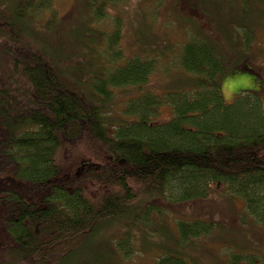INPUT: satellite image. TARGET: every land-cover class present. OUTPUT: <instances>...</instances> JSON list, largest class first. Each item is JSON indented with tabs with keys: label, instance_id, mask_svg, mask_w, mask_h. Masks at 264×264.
Returning a JSON list of instances; mask_svg holds the SVG:
<instances>
[{
	"label": "trees",
	"instance_id": "16d2710c",
	"mask_svg": "<svg viewBox=\"0 0 264 264\" xmlns=\"http://www.w3.org/2000/svg\"><path fill=\"white\" fill-rule=\"evenodd\" d=\"M117 1L77 0L64 16L69 23L55 25L52 0H0L8 63L0 71V264H58L91 238L95 252L110 257L105 264L148 246L156 249L148 264H199L204 253L190 251L198 239L217 247L212 264H263L264 239L253 250L238 245L251 243L248 234L237 240L235 233L264 231L260 92L240 87L226 103L223 91L232 71L264 82V43L251 50L256 31L264 41V16L250 20L251 31L233 26L231 51L215 32L195 31L178 52L175 81L150 90L154 58L138 53L118 63V20L103 45L102 32L94 38L95 24ZM68 27L89 31L78 33L73 49L57 41ZM143 42L141 50L156 52ZM125 88L133 94L115 99ZM164 106L171 115L161 120ZM213 194L243 201L237 229L175 213L209 204ZM159 232L174 247L161 245ZM221 248L229 250L224 257Z\"/></svg>",
	"mask_w": 264,
	"mask_h": 264
},
{
	"label": "rangeland",
	"instance_id": "374dc122",
	"mask_svg": "<svg viewBox=\"0 0 264 264\" xmlns=\"http://www.w3.org/2000/svg\"><path fill=\"white\" fill-rule=\"evenodd\" d=\"M76 1L77 0H52L50 7L51 10L56 13L57 17L54 18L53 21L55 25H62L64 23L67 25L69 23V18H65L64 16L69 12ZM186 1L188 5H186L183 0H118L117 5H109L110 8L105 11L106 15L104 20L95 24L99 30L94 31V38L97 39L99 37L101 44L103 45L105 41V34L112 31L113 25H116V20H118L121 31L119 33L117 45L120 51L122 50L124 55L118 63H122L126 59L138 53L143 57L154 58L156 62V69L151 75L149 84L146 85L147 89L154 90L156 88L160 89V86L165 85L167 82H170L171 85V81H175L176 76L174 73L182 70L179 66L178 52L180 51L181 46L186 43L188 39L196 38L194 35L195 31V34L197 32L202 34H206L207 31L215 32V35H218L219 38H221L219 40L223 41L225 49L231 51L236 45V43H231L229 41L232 39L231 31L233 30V26H236L234 31L238 33H241L244 28H246L245 31H251L252 28L249 26L250 20H252L255 16H264L263 10L260 9L263 0H246L247 4L243 2V0ZM241 6L242 9L244 7L246 8L244 14H242L240 10ZM74 10L77 11V9ZM76 17L77 16H75L74 20ZM68 29L70 28L68 27L62 34L58 35L57 41H64L66 47L71 49L76 46L75 39L77 38L79 32V34L83 32L89 34V31L86 30L87 28H82L81 30L78 28L74 29L76 32H71ZM98 32H102V34L98 36ZM140 39L154 45L156 52L153 50L151 53L150 49L148 52L147 47L146 51L141 50V47L144 48L146 43L144 44V42ZM253 39L254 45L251 46V50L256 51V47H254L256 44H259L263 49L264 41L262 33L256 31ZM38 42L42 48L47 45L43 40L38 39ZM5 43L4 38L0 37V71L4 68V66L8 65L7 59L4 57L2 52V49L5 47ZM102 47L105 46H101V48ZM101 48H99V45L97 44V49ZM161 51L163 52L162 54ZM258 54L264 57V53L260 52ZM241 59L242 58L238 57L236 61ZM258 63L261 67H257H260V69L263 70L264 60H261ZM232 72L233 73L229 74L224 81L226 83L223 91L224 97L232 94L235 89L240 87L241 89L249 88L250 91L260 92L256 94V99L258 100L259 107H261L264 111V90L262 85L264 82L261 81L263 78L259 75L250 73H241L237 71ZM115 93H119V96H115V99H118L120 96L129 97L133 94L129 88H125L121 91L117 89ZM159 112L161 120L168 119L171 115V109L168 106L161 107ZM118 113L119 109H117V105L113 106L112 114ZM73 145L74 147H71L72 149L77 148L76 144ZM69 156L70 154L67 153L65 158H68ZM215 195L213 194L208 198L209 201L211 198L213 199V201L209 204L207 202H201L194 206V208H196L195 210L190 208L192 205H183L176 208L175 213L177 212V215H180L181 217L184 215V217L187 218L199 217L212 220L216 224H224L228 229H233L239 226V222L235 220H239L240 215L245 213L243 201L240 199L235 200L233 197H229L226 194H222V196H218V198L215 199ZM216 203H219L221 207L217 208L215 206ZM199 211L201 213H199ZM1 213L3 212L0 211V214ZM4 224L5 223L2 219V221H0V227L4 226ZM253 228L254 226H249L247 231L242 232V234H240L236 228L237 230H235V233L237 240H241V235L248 234V239L251 241V243H249L248 240L243 239L238 245L245 247L251 246L252 248H250L253 250L254 248L257 249L259 247L260 242L264 239V231L258 230L255 232ZM157 234L160 236L159 241L161 245L174 247L173 241L167 240L169 238V234L167 232H159ZM95 239L96 238L89 239L88 243H85L68 259H63L58 264H105L110 257L106 254L103 256V254L95 252L94 246L97 243ZM198 240L200 244L197 247L193 246L195 248L190 251L204 253L205 256H203V259L199 256V260L201 261H199V264H212L211 261H216L215 257L218 256L217 247L213 246V244L211 245L210 240ZM149 243L151 244V241ZM201 245H204V247H200ZM210 245L212 248L211 250L206 248ZM148 247H139L141 248L140 252L136 251L137 254H132L131 257L121 260L120 264L151 263V256L149 255V252L152 254L156 249H154L155 247ZM226 250L228 249L221 248L223 257L225 256ZM8 251L10 252L12 250L9 249ZM209 258L211 261H209ZM262 263L264 264L263 259ZM113 264L116 263L113 262Z\"/></svg>",
	"mask_w": 264,
	"mask_h": 264
},
{
	"label": "clouds",
	"instance_id": "9594fccd",
	"mask_svg": "<svg viewBox=\"0 0 264 264\" xmlns=\"http://www.w3.org/2000/svg\"><path fill=\"white\" fill-rule=\"evenodd\" d=\"M226 103H231L233 100V95L229 94L224 97Z\"/></svg>",
	"mask_w": 264,
	"mask_h": 264
}]
</instances>
